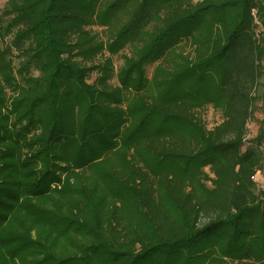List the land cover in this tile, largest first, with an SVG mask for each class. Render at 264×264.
Returning a JSON list of instances; mask_svg holds the SVG:
<instances>
[{
  "label": "trees",
  "instance_id": "1",
  "mask_svg": "<svg viewBox=\"0 0 264 264\" xmlns=\"http://www.w3.org/2000/svg\"><path fill=\"white\" fill-rule=\"evenodd\" d=\"M263 62L264 0H6L0 264H264Z\"/></svg>",
  "mask_w": 264,
  "mask_h": 264
},
{
  "label": "rangeland",
  "instance_id": "2",
  "mask_svg": "<svg viewBox=\"0 0 264 264\" xmlns=\"http://www.w3.org/2000/svg\"><path fill=\"white\" fill-rule=\"evenodd\" d=\"M197 1V0H194ZM6 0H0V14L5 5ZM97 32L96 29H94ZM121 53L112 57L113 66L115 70L118 69L122 64ZM16 61L14 62V67H16ZM264 65V62H263ZM152 73V67L147 68V77L150 78ZM36 74V73H34ZM94 78V76H92ZM111 85L116 84L115 78L110 81ZM253 117L247 125V135L245 138V147L250 145V140H253L258 133V129L264 121V75L260 77L257 82L256 89L254 91V103H253ZM202 119L204 120L206 127L208 129L217 125L221 121V116L219 112L213 110L211 107H207L201 112ZM244 147V148H245ZM261 149L264 150V138L261 142ZM255 181L259 189L264 188V169L263 171L255 177Z\"/></svg>",
  "mask_w": 264,
  "mask_h": 264
}]
</instances>
